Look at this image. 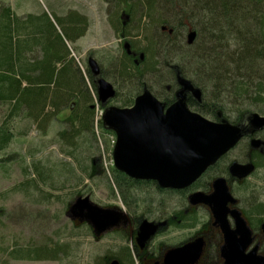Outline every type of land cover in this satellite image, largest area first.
Instances as JSON below:
<instances>
[{
  "label": "trees",
  "instance_id": "16d2710c",
  "mask_svg": "<svg viewBox=\"0 0 264 264\" xmlns=\"http://www.w3.org/2000/svg\"><path fill=\"white\" fill-rule=\"evenodd\" d=\"M103 1L111 10L113 31L123 34L131 50L143 53V60L135 64L121 45L120 55L109 60L116 97L118 90L128 91L122 108L133 105L144 90L171 104L177 74L201 90V104L189 102L188 106L203 116L216 118L220 112L226 119L228 109L236 117L226 120L234 124L252 113L249 108L264 105V0H127L125 22L119 0ZM86 27V20L76 13L63 18L46 14L19 17L10 6L0 5V105L9 106L11 119L35 121L45 127L69 105L71 116L65 123L70 129L59 134L62 139L72 142L73 136L93 135L94 109L89 103L96 87L88 69L84 78L67 47V43L83 36ZM190 33L195 34L191 44L187 42ZM130 34L136 41L127 39ZM261 138L264 140V136ZM11 139L8 129H0V151ZM240 147L244 149L245 145ZM257 169L264 171L261 158ZM92 172L93 168L88 177ZM36 173L46 182V176ZM112 173L120 189L125 185V192H120L126 203L129 199L130 203L146 204L145 196L128 197L139 182L116 170ZM255 194L257 203L252 214L264 217V202L258 191ZM37 251L45 259H55L60 247L18 250L10 257L35 260L31 255ZM124 253L126 264L132 263L130 253ZM102 262L105 264V258Z\"/></svg>",
  "mask_w": 264,
  "mask_h": 264
},
{
  "label": "rangeland",
  "instance_id": "374dc122",
  "mask_svg": "<svg viewBox=\"0 0 264 264\" xmlns=\"http://www.w3.org/2000/svg\"><path fill=\"white\" fill-rule=\"evenodd\" d=\"M119 1L124 8L122 20L125 22L127 0ZM0 5L10 6L19 17L46 14L49 18H63L76 13L84 18L87 27L83 36L67 43L70 56L86 78L87 56L91 55L112 84L109 60L120 55L121 45L126 40L123 34H116L111 28V10L103 0H0ZM127 39L136 41L131 34ZM87 83L90 87L89 79ZM118 93L109 107H123L122 101L127 99L128 91L120 89ZM92 96L89 105L94 109L93 135L73 136L72 142L59 135L70 129L65 123L71 116L69 105L45 127L35 121L11 119L9 106L0 105V129L6 128L12 134L10 143L0 151V264H104L102 259L116 255L117 247L122 245L123 241L117 236L97 242L85 223L72 221L66 215L67 208L78 196H89L100 207H122L126 203L120 192H125V185L120 189L112 173L115 137L101 127L103 112L94 92ZM131 106L128 104L125 108ZM249 110L264 116L263 104ZM224 116L229 121L236 117L228 109ZM203 117L211 121L215 119L207 115ZM241 150V147L235 149L231 158L239 157ZM91 168L93 174L88 177ZM36 171L46 176V182L37 178ZM255 174L249 185L255 193L259 192V198L264 202V171ZM150 189L137 186L127 196L140 199L147 192L144 190H148L144 196L151 199ZM127 203L134 204L129 199ZM58 247L60 254L55 259H45L40 251L32 253L35 260H13L10 257L18 250Z\"/></svg>",
  "mask_w": 264,
  "mask_h": 264
},
{
  "label": "water",
  "instance_id": "95a60500",
  "mask_svg": "<svg viewBox=\"0 0 264 264\" xmlns=\"http://www.w3.org/2000/svg\"><path fill=\"white\" fill-rule=\"evenodd\" d=\"M194 38L195 34L190 33L187 42L191 44ZM123 49L127 55L132 54L128 42H124ZM139 59L143 60V53L139 54ZM87 68L96 87L98 103L108 104L116 96L113 85L101 76L100 66L92 56L87 59ZM176 84L179 88L168 106L144 90L131 107H108L101 116L103 127L112 131L115 137L111 154L113 168L133 181L156 183L160 189L188 188L218 159L233 150L246 133L240 124L230 123L220 112L216 113V121H211L191 111L187 106L188 94L200 105L201 90L180 74L176 75ZM246 118L250 135L264 130V116L251 113ZM263 146L260 139L250 140L252 150ZM253 171L252 164L235 163L231 173L242 180ZM212 187L213 192L209 195L201 192L190 195L189 203L208 206L215 219L220 221L225 213L223 206L231 197L223 178L216 179ZM66 215L72 221L85 223L98 231L115 225L118 218L113 210L102 209L91 202L89 196L75 198ZM157 228L158 225L143 220L137 241L146 242ZM197 256L198 253L185 247L169 252L165 264H185ZM111 264L118 263L113 261ZM228 264H264V257L240 254Z\"/></svg>",
  "mask_w": 264,
  "mask_h": 264
},
{
  "label": "flooded vegetation",
  "instance_id": "af4514ba",
  "mask_svg": "<svg viewBox=\"0 0 264 264\" xmlns=\"http://www.w3.org/2000/svg\"><path fill=\"white\" fill-rule=\"evenodd\" d=\"M130 51L132 54L128 56L135 64L141 62L139 54L142 52L131 49ZM88 57L90 55L87 56V59ZM178 88L176 84L175 93ZM187 98V106L189 102L195 103L189 94ZM110 102L106 105L99 103L102 112L109 107ZM188 108L195 112L189 106ZM234 124H240L244 128L246 133L242 140L233 150L218 159L188 188L182 190L160 189L156 183L139 182L138 185L135 184L136 187L152 188L150 190H152L151 195L153 194V196L146 200L145 205L125 203L122 207H100L93 202L102 209L113 210L118 216L115 225L106 227L102 231L83 223L88 226L93 238L98 242L105 237L117 236L123 241L122 245L117 247L116 255L104 257L105 264H111L113 261L118 264H126L127 259L124 251L130 253V260L134 264H165V256L169 252L185 247L198 253L194 260L191 259L189 263L185 264H228L233 263L237 255L240 254L244 257L251 254L256 257H264V217L257 218L252 214L257 200L255 190L249 185L250 179L258 170L259 158L264 160V146L259 150H252L250 140L256 138L264 142L261 138L264 130L250 135L251 128L247 125V118ZM100 125L104 130L113 134L112 131L103 127L102 120H100ZM241 145H245V148L241 150L240 156L231 158V154ZM235 163L252 164L254 171L241 180L231 173ZM219 178L226 181L231 198L223 206L225 213L221 215V220L217 221L208 206L190 204L189 196L196 192L205 195L211 194L213 182ZM144 191L148 192V190ZM147 192L144 195L148 194ZM149 202L153 204L150 205ZM143 220L158 225V228L146 242L139 243L137 241L139 226Z\"/></svg>",
  "mask_w": 264,
  "mask_h": 264
}]
</instances>
